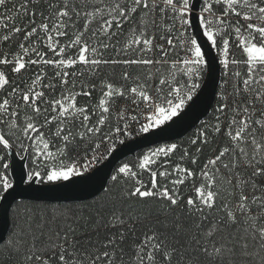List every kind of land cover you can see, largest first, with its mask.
Returning a JSON list of instances; mask_svg holds the SVG:
<instances>
[{"label":"snow or ice","instance_id":"obj_1","mask_svg":"<svg viewBox=\"0 0 264 264\" xmlns=\"http://www.w3.org/2000/svg\"><path fill=\"white\" fill-rule=\"evenodd\" d=\"M0 10V199L17 179L55 188L87 178L103 145L106 159L133 122L144 134L173 121L214 63L221 72L194 152L184 147L174 162L172 143L122 164L110 176L116 195L94 216L30 209L21 230L30 239L9 241L21 264H264V0H0ZM10 41L15 49L4 50ZM33 66L24 88L9 80ZM108 66L125 69L122 83L100 79ZM118 98L127 103L114 112ZM221 136L201 161L202 146ZM17 155L28 163L13 175ZM149 201L155 218L118 206ZM49 212L72 223L45 231Z\"/></svg>","mask_w":264,"mask_h":264},{"label":"water","instance_id":"obj_2","mask_svg":"<svg viewBox=\"0 0 264 264\" xmlns=\"http://www.w3.org/2000/svg\"><path fill=\"white\" fill-rule=\"evenodd\" d=\"M198 2V0H197ZM213 53H209L211 57ZM221 72L218 64H213V69L208 74L204 87L189 103L188 107L173 121H169L160 128L153 129L142 136L124 142L108 158L93 170L87 178H77L76 183L65 182L63 186L50 188L48 185L33 184L31 187L19 184L15 190L6 194L0 200V244L7 240L11 228V211L19 201L36 202H76L87 201L99 196L105 191L110 176L115 172L118 165L130 156L163 143L176 141L184 137L195 128L210 112L218 90ZM19 156L15 157L16 169L21 165Z\"/></svg>","mask_w":264,"mask_h":264},{"label":"trees","instance_id":"obj_3","mask_svg":"<svg viewBox=\"0 0 264 264\" xmlns=\"http://www.w3.org/2000/svg\"><path fill=\"white\" fill-rule=\"evenodd\" d=\"M11 7V4L8 6ZM38 10H44V4H38L37 6ZM3 10H0V12H2ZM125 28H127V26H125ZM4 33L2 32V30H0V36H2ZM22 35V34H21ZM15 39V38H14ZM121 41H123V37L120 38ZM61 42H64V39L62 38ZM2 47L4 48V50H14L16 45L13 42H8L7 44H3ZM232 51L235 52L237 59H241V55H240V50L238 48L235 47V45L233 44L232 46ZM42 50L47 51V49L42 48ZM51 55V54H49ZM106 55H110V54H106ZM46 72H48V75L51 76L52 75V69L49 68H45L44 69ZM125 69L121 66H116V67H112V66H108V67H102L100 70V79H104L107 78L108 80L120 84L122 83V81L120 80V75L121 73L124 71ZM39 71V68L36 66H33L32 69L28 70V71H24L19 75H14V74H10L9 75V80L10 81H15L19 84V86L21 88L25 87L26 83H30L31 78L33 77V75ZM131 71L133 73L136 72H143L144 69H138L136 67H133L131 69ZM241 71L243 72L244 69L241 68ZM206 75L203 78V82H202V86L204 85L206 79H207ZM201 86V87H202ZM201 89V88H200ZM8 91H11V89L9 88ZM199 91V90H198ZM219 91V89L217 90V92ZM198 93V92H197ZM98 96L97 92H93V102L95 103L96 98ZM80 103H85L86 99L85 98H78ZM218 101V96L216 93L215 99H214V103L210 109V112L208 113V115L204 118V120L202 122H200V124H198L195 128H193L189 133H187L184 137L173 141V142H169V143H163L157 146H161V145H170L172 143H176L179 145L178 149L176 150V152L172 155L171 159L172 161H177L178 157L181 155V149L184 147H189L191 152L195 151V146H191L190 145V141L191 139H193L195 137V134L197 132V129L201 128L202 123L205 121H211V118L213 116L214 113V108L217 104ZM122 103H127L123 98H118L115 101V105L113 108L114 112H117L118 107L120 104ZM113 123H115V121H113ZM105 131H107V129H105ZM224 138L221 137H217L216 140L206 146L203 147L202 146V152H201V161H203L204 159L210 157L212 155L213 149H215L217 147V145H222L224 143ZM108 145H103L101 149H103L104 147H106ZM155 146V147H157ZM155 147L146 149V150H142L140 152H138L135 156H130L128 158H126L125 160H123L118 167H120L122 164L124 163H129V164H134L136 163V158L144 153H147L150 149H153ZM28 162L26 161V164ZM117 167V168H118ZM188 167H191V165H188ZM116 168V169H117ZM144 181L147 183L149 180V177L147 174L144 175L143 177ZM111 189V193L104 191L103 193H101L99 196L87 200V201H76V202H36V201H19L17 202L14 207L12 208L11 211V228L7 237V240L5 242H3L2 244H0V264H21L22 261V255H18L17 253H15L14 251H12V249L14 247H16L15 244H9V241H20L21 239H25L28 240L30 239L29 236L25 235V232L27 231V217L29 215H31V210H36L37 206L40 205H52V206H60V208L58 209V211H62L64 208H70L73 211L71 213H69V215H83L85 217L88 216H94V213L97 209L102 208L106 198H109L110 196H115L117 193V189L119 188L118 185H113L111 180L107 186L106 189ZM182 191H185V195H190L192 194L191 192V188L190 186L188 187L187 190L182 188ZM1 200V199H0ZM86 206L83 208L82 212L80 211L81 206ZM118 206H124L125 208L128 207H134L135 211L137 212H143V213H148V212H152L153 214V218H155V214L157 209L153 206L152 202H135L133 205H128V204H123V205H119ZM46 222L44 224V230L47 231L50 227H55L57 229L60 228L61 225L65 224V223H72L71 220H65L63 215H58L57 219L54 221V223L52 222V213L49 212L46 216ZM32 223V227L33 229H36V226L40 223V216L37 215L34 220L31 222ZM81 224V230H84L85 228H88L89 226L84 224V221L80 222ZM24 229L25 232H22L21 230Z\"/></svg>","mask_w":264,"mask_h":264},{"label":"built area","instance_id":"obj_4","mask_svg":"<svg viewBox=\"0 0 264 264\" xmlns=\"http://www.w3.org/2000/svg\"><path fill=\"white\" fill-rule=\"evenodd\" d=\"M126 103H122V104H120L119 105V107H118V110H117V112L118 111H120V109H121V107L123 106V105H125ZM129 108H130V112H131V114H135V112H132V110H131V106H129ZM136 111H138V110H136ZM138 128H139V124H136V123H132V125H131V130H132V133H133V135L131 136V137H129V138H126V137H123V136H121L120 137V139H124V142H126V141H129V140H132V139H136V138H138V137H140V136H142L143 134H139L138 133ZM151 131V130H150ZM145 134V133H144ZM121 144H119V143H117L116 144V148L118 147V146H120ZM108 146H106V147H104L103 149H101L100 150V154H101V160H100V162L99 163H97L96 165H95V167H94V169L95 168H97L100 164H102L106 159H104L103 158V155L105 154V152H106V148H107ZM93 169V170H94Z\"/></svg>","mask_w":264,"mask_h":264},{"label":"rangeland","instance_id":"obj_5","mask_svg":"<svg viewBox=\"0 0 264 264\" xmlns=\"http://www.w3.org/2000/svg\"><path fill=\"white\" fill-rule=\"evenodd\" d=\"M203 87H204V86H203ZM203 87H201V89H202ZM201 89L198 91V93L201 91ZM198 93H197V94H198ZM185 109H186V108H185ZM185 109H184V110H185ZM184 110H183V111H184ZM167 123H168V122H167Z\"/></svg>","mask_w":264,"mask_h":264}]
</instances>
